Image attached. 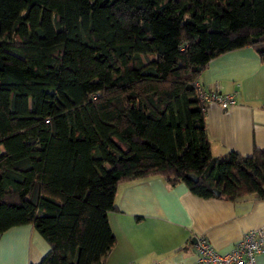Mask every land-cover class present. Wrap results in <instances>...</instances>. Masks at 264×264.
Masks as SVG:
<instances>
[{
	"label": "trees",
	"instance_id": "trees-1",
	"mask_svg": "<svg viewBox=\"0 0 264 264\" xmlns=\"http://www.w3.org/2000/svg\"><path fill=\"white\" fill-rule=\"evenodd\" d=\"M241 48L264 62V0H0V234L31 224L37 264H104L120 183L264 198V147L213 155L199 97Z\"/></svg>",
	"mask_w": 264,
	"mask_h": 264
},
{
	"label": "crops",
	"instance_id": "crops-1",
	"mask_svg": "<svg viewBox=\"0 0 264 264\" xmlns=\"http://www.w3.org/2000/svg\"><path fill=\"white\" fill-rule=\"evenodd\" d=\"M199 82L236 93V103L229 108L208 104L213 155L230 149L247 155L254 144L264 147V62L257 54L250 48L225 52L209 62ZM115 204L117 210L108 213V220L117 242L104 264H198L192 244L197 236L226 253L247 230L264 227V198H203L182 182L167 186L159 176L118 184ZM47 249L31 224L0 234V264H37ZM257 264H264V252Z\"/></svg>",
	"mask_w": 264,
	"mask_h": 264
},
{
	"label": "built area",
	"instance_id": "built-area-1",
	"mask_svg": "<svg viewBox=\"0 0 264 264\" xmlns=\"http://www.w3.org/2000/svg\"><path fill=\"white\" fill-rule=\"evenodd\" d=\"M199 97L208 103H220L224 107L235 102L236 94L221 95L201 90ZM198 264H257V256L264 252V227L247 230L233 248L226 252H218L206 237L200 235L193 244Z\"/></svg>",
	"mask_w": 264,
	"mask_h": 264
},
{
	"label": "rangeland",
	"instance_id": "rangeland-1",
	"mask_svg": "<svg viewBox=\"0 0 264 264\" xmlns=\"http://www.w3.org/2000/svg\"><path fill=\"white\" fill-rule=\"evenodd\" d=\"M206 88H208L207 86H206ZM220 94L221 95H227V94H236L235 92H232V93H222V92H220ZM236 103V98H235V102H234V104ZM216 104H218V105H220V107L221 108H223V109H226V108H229L230 106H228V107H224V106H222L220 103H217L216 102ZM234 104H232V105H234ZM231 105V106H232ZM129 264H136V263H129ZM161 264H165V260L161 263Z\"/></svg>",
	"mask_w": 264,
	"mask_h": 264
},
{
	"label": "water",
	"instance_id": "water-1",
	"mask_svg": "<svg viewBox=\"0 0 264 264\" xmlns=\"http://www.w3.org/2000/svg\"><path fill=\"white\" fill-rule=\"evenodd\" d=\"M186 177L194 181L197 180V177L193 174H187ZM213 191L216 195H219V191L217 189H214ZM194 242H195V239H194ZM194 242H192V244H194Z\"/></svg>",
	"mask_w": 264,
	"mask_h": 264
}]
</instances>
